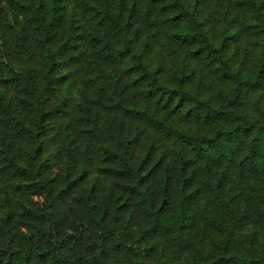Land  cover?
<instances>
[{"label": "trees", "instance_id": "1", "mask_svg": "<svg viewBox=\"0 0 264 264\" xmlns=\"http://www.w3.org/2000/svg\"><path fill=\"white\" fill-rule=\"evenodd\" d=\"M0 264H264V0H0Z\"/></svg>", "mask_w": 264, "mask_h": 264}]
</instances>
